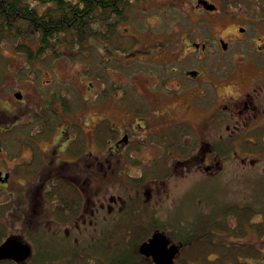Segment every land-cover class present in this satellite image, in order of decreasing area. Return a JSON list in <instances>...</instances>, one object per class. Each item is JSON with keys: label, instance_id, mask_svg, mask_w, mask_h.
<instances>
[{"label": "flooded vegetation", "instance_id": "flooded-vegetation-1", "mask_svg": "<svg viewBox=\"0 0 264 264\" xmlns=\"http://www.w3.org/2000/svg\"><path fill=\"white\" fill-rule=\"evenodd\" d=\"M160 1L164 11L171 4ZM185 5L176 9L190 24L213 15L232 23L200 37L158 19L140 38L123 25L124 8L90 27L79 52L86 85L65 79L75 86L70 95H48L34 115L0 95V264H112L127 248L120 233L136 224L190 226L192 202L210 220L211 209L222 210L218 226L262 228L264 241V18L218 0ZM177 182L184 200L170 194ZM161 204L166 221L151 217ZM153 234L179 246L155 228L139 256Z\"/></svg>", "mask_w": 264, "mask_h": 264}, {"label": "trees", "instance_id": "trees-1", "mask_svg": "<svg viewBox=\"0 0 264 264\" xmlns=\"http://www.w3.org/2000/svg\"><path fill=\"white\" fill-rule=\"evenodd\" d=\"M221 1H225L228 5H240L244 9L250 6L251 8L256 7V10L264 18V0ZM129 2L130 0H0V45L3 44L2 42H7L5 45L9 48L11 45L8 43H14L15 50L22 53L24 68L28 71L37 72L36 70H42L39 67L44 61L43 58H49V62L52 64L54 61L53 65L55 66L59 58L69 60L67 51L77 50V52L83 53L84 49L87 50V44L91 36L90 27L93 21L95 20L99 24L105 20H112L115 16H121L123 9ZM64 50L66 51L64 52ZM0 61L5 60L0 59ZM80 70V75L77 74L79 71L73 74L72 72L68 73L72 76L67 79L75 83L85 84L87 73L83 64H81ZM43 73L48 76V79L43 80V78H40L39 84L46 82V89L53 83L56 74H54L53 69H50V71L43 70ZM6 82L8 81L0 78V89H3ZM66 86L71 90L75 89L74 85L73 88L70 85ZM18 92L21 94L20 103L24 102L25 94L22 91L14 92L10 90L7 100L18 105L19 103L14 102L17 100L14 94ZM12 99H14L13 102ZM62 104L66 106V103L63 102ZM10 106V103L5 102V108L11 110ZM209 212L214 220H210L208 216L198 217L193 220L192 224L190 223V226L184 225L185 220H178L175 223L174 231L168 226H158L155 223L148 224L147 227L155 226L153 229L164 230L169 239L181 247V250L179 247L180 252L175 258V264H186L184 253L180 255L184 249L189 252L195 249L196 252V249L205 245L198 242L203 241L208 245L209 241L215 240L219 234L216 218L222 215V210L213 208ZM150 229L152 228L150 227ZM138 231H140V225L136 224L131 225L128 232L120 233V238L126 236L127 248H123L125 246L121 243L122 246L120 249L118 248V254L111 257L112 264H151L138 255L137 246L145 238L147 239L153 230L149 232L150 234L139 233ZM120 242H122V239H119ZM121 251H126L127 254L122 255ZM193 256L197 258V261L202 262L200 253L193 254ZM256 257L258 258V256Z\"/></svg>", "mask_w": 264, "mask_h": 264}, {"label": "rangeland", "instance_id": "rangeland-1", "mask_svg": "<svg viewBox=\"0 0 264 264\" xmlns=\"http://www.w3.org/2000/svg\"><path fill=\"white\" fill-rule=\"evenodd\" d=\"M182 1L183 0H171V4H169L168 8L166 9L169 12H165L166 10L164 11L162 9L163 5L161 4L160 0H130L131 3H129L128 5L126 4L128 8L125 7V9H127V11L125 12V15L127 17L123 19V25L131 27L133 32L137 36L142 38L145 33L141 32V29L147 24H157L159 22L158 19H160L161 22L159 26H168V24H170L175 32H178L177 29H179V31L184 30L187 25L192 26L198 29L199 33H202L200 36L202 37L210 36L211 27H217L218 30H222L225 27L229 28V25L232 23V20H229L227 17L222 18L221 16L213 15L207 16L205 23L192 22L190 24V20L188 21L185 18V14L176 9L180 3H182V7L184 8L186 6L185 3H187L189 0H184L185 3H183ZM218 1L220 2L221 6L224 7L225 1ZM167 2L170 1L167 0ZM232 8H237V6H232ZM228 9L230 8L228 7ZM147 16L149 18H147ZM191 17L192 21H194L195 16L191 15ZM200 24H207V29L200 27ZM261 27L264 28L263 25ZM261 31L263 32L264 36V30ZM2 43L3 44L0 45V59L5 61H0V78L4 79L5 81L7 80L8 82L4 84L3 89H0V95L2 94L4 97H6V99H8V93L10 92V90H13L14 92H24V102L19 103L18 105H15L11 102L10 103L15 109H20L25 106H33L30 110V113L32 115H34V111H40L37 108L39 105L40 107L45 109L44 105H47V103L43 101L51 98L48 95L56 97L61 91L64 97H68L72 90L66 85H70L71 88L74 87L73 82H71V84L64 82L65 79L67 80V78L71 77L68 73L72 72L73 74L74 72L79 71L77 72V74L80 75L81 64L84 63L85 68L88 64L87 60H85V62L83 61V58L79 55V52H77V50H73L70 52L67 51L69 60L59 58V60L56 61L55 66L53 65L54 61L52 64L49 62V58H43L44 61L39 67L40 69L42 68V70H36L37 72H32L24 68L22 63V53L15 50L14 43H8L11 45L9 48L7 45H5V43L7 42ZM65 51L66 50H64V52ZM79 57H81L82 59H80ZM70 68H72L73 70ZM50 69H53L54 74H56L54 76L55 80L50 86L45 89L47 85L46 82H44L43 84H39V82L40 78H43V80L48 79V76L43 73V70L50 71ZM30 82L33 84H31ZM80 89L85 90V86ZM40 99L42 100L41 102ZM69 99L73 103V100L71 98ZM11 101L13 102L14 99H12ZM35 101H37V103H35ZM19 120L20 118H17V121ZM179 183L180 182H177L172 187V189H169L170 194L173 195L176 200H184L186 199L187 193L176 189V185ZM151 197L152 196L150 194H144L145 202L148 207H150L149 200L151 199ZM154 198L161 202L164 198V195L157 194L154 196ZM154 207L156 209L151 211V217H155L159 221H166L167 214L169 212L167 205L161 204L155 205ZM189 207L191 209L187 212V215L191 219L198 218L206 213V210H202L201 203L196 204V208L192 202L189 206L186 205L187 209H189ZM150 227L152 229H150ZM154 227L155 226L147 227L146 224H142L140 225V231L138 232L149 233L151 230H154ZM219 227H222L224 229L222 233H220L222 237L218 234L217 238L215 240L209 241L208 245L203 241L198 242L205 245H202L199 247V249H196V252L195 249L191 252L184 249V251L180 253V255L184 253L185 259L184 257L182 258L184 259V262H186V264H250L253 262V256L259 257V251L264 249L263 238L258 235L262 232V228L259 229L257 227H249L244 229L241 226L239 229L238 225L236 224H221L219 225ZM125 240L127 241V239ZM129 240L131 241V239ZM197 253L201 254L200 259L202 260V262L197 261V258L193 256V254ZM179 258L181 257L179 256ZM255 262L256 264H264V262H262V260L258 259L257 257H255Z\"/></svg>", "mask_w": 264, "mask_h": 264}, {"label": "water", "instance_id": "water-1", "mask_svg": "<svg viewBox=\"0 0 264 264\" xmlns=\"http://www.w3.org/2000/svg\"><path fill=\"white\" fill-rule=\"evenodd\" d=\"M205 6V4H203ZM207 10H213L214 6H205ZM16 99L21 98V94L15 93ZM11 246V242H7L4 248ZM1 250V248H0ZM2 252V251H0ZM179 252V246L169 244V242L161 234H153L145 243L139 247V254L144 257L151 258L153 264H173Z\"/></svg>", "mask_w": 264, "mask_h": 264}]
</instances>
